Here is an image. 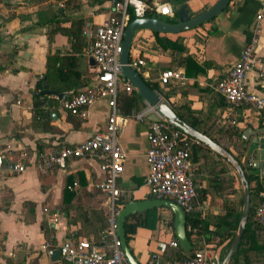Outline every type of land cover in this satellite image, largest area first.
<instances>
[{"label":"crops","instance_id":"obj_1","mask_svg":"<svg viewBox=\"0 0 264 264\" xmlns=\"http://www.w3.org/2000/svg\"><path fill=\"white\" fill-rule=\"evenodd\" d=\"M144 1L151 6L168 3L175 16L187 5L190 15L196 17L218 0ZM261 3L262 0H232L214 20L181 34L168 35L171 39L181 37L186 47L182 54L156 48L154 32L147 29L135 33L130 52L131 59L145 60L146 66L140 73L146 82L157 86L156 91L165 102L172 108L189 111L202 130L229 145L236 156L237 149L243 155L242 162L248 166L254 161L250 153L254 131L263 130V120L253 108L232 107L215 91V85L251 42ZM113 8L114 0H0V153L27 167L23 172L14 173L6 159L0 170V264H68L62 259L52 262L49 252L72 236L98 238L101 233L90 229L94 231L101 220H109L111 202L98 187L104 174L97 161L79 158L69 160L65 169L55 166L46 173L39 169L42 156L78 145L104 130L110 114L108 102H97L74 115L52 100L48 104V116L35 118L34 95L45 93L48 83L64 90L60 94L63 96L57 95L69 98L94 82L92 45L97 28ZM75 21L83 23V39L71 41L59 29H70ZM257 51L264 57V18ZM187 57L202 72L194 73L196 69H191L194 74L189 76ZM169 69L183 70L187 80L162 86L160 76ZM255 80V73H250L247 80L250 92L260 89ZM139 106L137 112L145 108L142 98ZM151 117L152 114L142 120L129 118L120 136L126 154L118 181L124 193V205L155 198L145 184L149 173L146 153ZM194 148L200 149L201 143ZM212 155L217 156L205 152L204 157L194 161L199 186L195 205L203 218L220 214L213 206L211 191L214 189L205 179L208 158ZM260 180L264 184V179L260 177ZM201 190L209 191L202 203ZM66 191L73 192L74 196L66 198ZM159 214L161 222L156 229L139 228L129 243L140 264L154 253H161L163 258L165 250L172 248L169 243L178 241L170 224L171 211L159 208ZM88 223L92 225L89 227ZM85 230L87 233H83ZM209 230L214 231L215 227L210 226ZM191 238L193 251L204 242L218 243L210 233H197L196 238L193 233ZM99 247L108 251L106 245ZM223 247L226 255L228 246L223 244ZM229 264L235 262L232 260Z\"/></svg>","mask_w":264,"mask_h":264},{"label":"built area","instance_id":"obj_2","mask_svg":"<svg viewBox=\"0 0 264 264\" xmlns=\"http://www.w3.org/2000/svg\"><path fill=\"white\" fill-rule=\"evenodd\" d=\"M129 9L134 11L136 18L147 17L155 13L160 17H175L172 6L168 3L149 5L144 0H114L111 15L96 30L92 45V57L95 64L96 78L84 90L73 93L69 98L57 94L50 95L46 101L56 100L61 108L71 114H79L81 110L97 102L107 101L110 107L106 128L94 133L89 139L72 147H64L57 152L42 156L39 169L46 173L53 167L65 169L68 161L79 158H92L97 161L104 174L98 187L109 197L111 210L109 217L108 236L112 239V252L92 244L87 239L68 238L60 245L62 260L69 264H129L121 247L117 234V218L123 205L119 201L124 197L118 185L124 170L126 154L124 153L120 136L129 118L145 119L156 115L159 120L151 121L149 125V148L146 161L149 173L145 184L150 194L158 199H170L180 205L188 214L195 211L198 198V184L195 178L196 167L192 158L193 148L199 142L176 128L157 111L156 107L146 104L140 111H132L130 116L122 113L118 105V95L121 91L131 93L135 90L130 80L124 75L120 57L123 51L124 31L129 21ZM264 18V0L256 17L255 34L251 42L243 49L239 60L215 85V91L232 107L253 108L263 120L264 131V57L257 51L258 34ZM131 65L141 72L146 66L142 57H135ZM250 73H255L259 91L250 92L247 80ZM187 80L181 69H169L160 76V83L166 87ZM9 161V169L20 173L27 169L24 164L15 163L13 159L0 153V170L5 160ZM253 220L264 231V199L256 207ZM189 228V227H188ZM189 230H192L190 227ZM197 232L194 230V237ZM172 248H180L179 241L169 243ZM223 245L203 243L192 256L184 260H175L169 264H222L225 256ZM161 253H154L144 264H162Z\"/></svg>","mask_w":264,"mask_h":264},{"label":"trees","instance_id":"obj_3","mask_svg":"<svg viewBox=\"0 0 264 264\" xmlns=\"http://www.w3.org/2000/svg\"><path fill=\"white\" fill-rule=\"evenodd\" d=\"M129 21L128 24L131 23L136 19L134 15V11L129 9ZM147 17H157L153 13H149ZM177 20V13L175 19H170L168 21H176ZM214 20V19H213ZM212 21V20H211ZM210 22V21H209ZM83 23L81 21L73 22V25L70 29H59L60 32L66 36H68L69 40H82L83 39V30H82ZM156 39V48L163 49L164 51L171 50L174 53L182 54L186 52V47L183 45L182 39L178 36L176 39H171L168 35H163L159 33H154ZM132 61V59H131ZM186 66H187V74L190 76L194 73L202 72V70L196 66L194 61L190 58H186ZM191 69L194 70V73L191 72ZM147 84L154 90L157 89L156 85H152L147 82ZM46 92H40L34 95V111H35V118L45 117L48 116V106L52 103V99L49 100V105H46V101L48 97L53 94H63L64 90L56 89L52 87L50 84H46ZM141 96L139 95L138 91L135 89L131 93L122 92L118 95V105L122 111V113L126 116H130L132 111H138L140 109L139 100ZM176 113L188 124L193 126L199 131H203L206 135L212 138L215 142L223 146L227 151L231 152L229 145L222 143L221 141L217 140L216 138L212 137L207 131L202 130L199 125V122L193 118H191L190 112H185L181 108L173 107ZM205 152L214 153L210 148L201 144V148H193L192 158L193 161H198L202 157H204ZM232 153V152H231ZM233 154V153H232ZM234 155V154H233ZM219 158L221 156L217 155ZM236 159L242 163L243 167L244 163L239 156H236ZM248 180L250 183L251 189V196H252V206H251V214L250 218L241 240V243L233 257V261L235 264H264V237L262 233H264L261 226H259L254 220V212L256 207L263 201L264 199V184L261 182L260 177L258 174H248ZM238 178V177H237ZM239 181V179H238ZM240 182V181H239ZM209 191L201 190L200 191V200L201 203L206 200ZM73 192L66 191L65 197H73ZM68 201V200H67ZM244 203V193L242 195V200L240 203L241 208L243 207ZM66 204V200H65ZM68 204V203H67ZM119 205L124 206L123 200L119 201ZM172 213V212H171ZM242 210H238V207L235 203L232 202H225L224 203V212L220 214H208L206 218H203L202 213L198 210L197 205H195V211L191 214H188L187 221L188 227H191L192 230H188V236L192 239V234L194 230L198 234H208L210 233L213 237L218 239L219 245H227L228 250L230 249L232 243L234 242L238 226L241 218ZM161 222V215L159 214V208L147 210L141 213L134 214L126 219L125 222V233L127 238V243L129 244L132 240L133 236L137 233L139 228H147L154 230L157 228L158 224ZM87 224V223H85ZM171 227H174V215L172 213V220H171ZM91 223H88L90 227ZM214 226L215 230L210 231L209 227ZM88 227V228H89ZM90 229V228H89ZM109 229V220L103 219L100 221L97 228L90 229L91 232L101 233L100 236L96 239L87 238L92 244L103 246L106 245L108 248V253L110 252V245H111V237L108 236L106 233ZM83 233H87L86 230ZM69 238L79 239V237L72 236ZM210 240V239H209ZM184 250L180 248H167L163 255V262L162 264H168L169 262L175 260H184L187 256H192L194 251H190L183 254ZM133 253V252H132ZM69 264V263H68Z\"/></svg>","mask_w":264,"mask_h":264},{"label":"water","instance_id":"obj_4","mask_svg":"<svg viewBox=\"0 0 264 264\" xmlns=\"http://www.w3.org/2000/svg\"><path fill=\"white\" fill-rule=\"evenodd\" d=\"M231 1L232 0H218L210 9L196 17H192L187 5H184L177 12V20L172 22L164 20L161 17L136 18L134 21L127 25L124 31L123 51L120 57V63L122 65L123 73L138 91L139 95L144 101V106H146V104L155 106L159 114L166 118L170 124L183 131L189 137L210 148L217 155L225 158L227 162L235 169L239 177L244 192L242 214L238 226L237 236L227 254L223 258L222 264H229L232 261L241 243L250 218L252 196L246 169L231 152L227 151L223 146L215 142L212 138H210L202 131L197 130L196 128L185 122L176 113V111L161 98L158 91L152 89L147 84L141 73L132 67L130 52L132 48L133 38L138 30L147 29L154 33L163 35L181 34L191 29H195L203 25L204 23L217 18L227 9ZM91 62L94 63L93 58L91 59ZM151 120L158 121L159 118L156 115H152ZM254 132L255 138L252 140L250 145V153L254 160L253 163H251V167L254 170L259 171V177L264 179V131L259 130ZM244 138L247 139V143L249 144L250 140L247 138V135H244ZM155 208H167L173 213L175 234L182 249L186 252H190L193 250L192 241L188 236V215L180 205L170 199L158 198L141 201H131L124 205L117 218V234L120 239L125 258L129 264L140 263L133 255L129 244L127 243L125 233L126 219L134 214ZM49 256L52 262L61 261L62 257L60 248L51 250L49 252Z\"/></svg>","mask_w":264,"mask_h":264},{"label":"rangeland","instance_id":"obj_5","mask_svg":"<svg viewBox=\"0 0 264 264\" xmlns=\"http://www.w3.org/2000/svg\"><path fill=\"white\" fill-rule=\"evenodd\" d=\"M164 20H168L167 17H161ZM238 156L242 159L243 155L240 154L237 149H235ZM207 165L209 169L206 170L205 179L213 187L212 190V200L213 206L220 211L224 212V203L232 202L238 207V210H242L240 203L243 195V187L238 181L239 177L235 169L225 160L219 158L218 156L212 155L208 158ZM246 172L248 174H257L258 171L254 170L251 166L244 163ZM238 177V178H237ZM264 237V233H262Z\"/></svg>","mask_w":264,"mask_h":264}]
</instances>
